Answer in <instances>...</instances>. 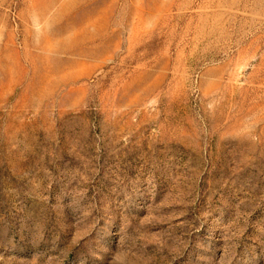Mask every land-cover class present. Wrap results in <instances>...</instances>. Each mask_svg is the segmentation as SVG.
<instances>
[{"label": "rangeland", "instance_id": "obj_1", "mask_svg": "<svg viewBox=\"0 0 264 264\" xmlns=\"http://www.w3.org/2000/svg\"><path fill=\"white\" fill-rule=\"evenodd\" d=\"M0 264H264V0H0Z\"/></svg>", "mask_w": 264, "mask_h": 264}]
</instances>
